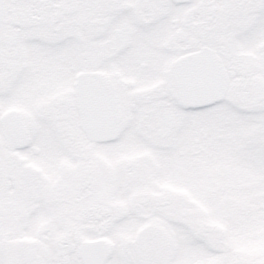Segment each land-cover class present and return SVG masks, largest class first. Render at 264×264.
Returning <instances> with one entry per match:
<instances>
[{"label":"snow or ice","instance_id":"6c2138e0","mask_svg":"<svg viewBox=\"0 0 264 264\" xmlns=\"http://www.w3.org/2000/svg\"><path fill=\"white\" fill-rule=\"evenodd\" d=\"M0 264H264V0H0Z\"/></svg>","mask_w":264,"mask_h":264}]
</instances>
